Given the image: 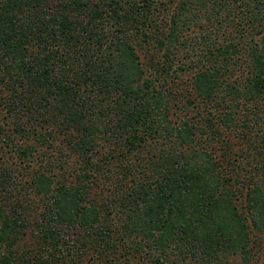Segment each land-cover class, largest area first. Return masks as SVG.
<instances>
[{"label": "trees", "instance_id": "16d2710c", "mask_svg": "<svg viewBox=\"0 0 264 264\" xmlns=\"http://www.w3.org/2000/svg\"><path fill=\"white\" fill-rule=\"evenodd\" d=\"M261 235L264 0H0V264H251Z\"/></svg>", "mask_w": 264, "mask_h": 264}, {"label": "rangeland", "instance_id": "374dc122", "mask_svg": "<svg viewBox=\"0 0 264 264\" xmlns=\"http://www.w3.org/2000/svg\"><path fill=\"white\" fill-rule=\"evenodd\" d=\"M261 238H260V247H261V249H260V247L259 248H257V249H260L258 252H257V254H254L253 256H252V258H251V260H250V263L251 264H261V261H262V256H263V253H264V235H261L260 236Z\"/></svg>", "mask_w": 264, "mask_h": 264}]
</instances>
